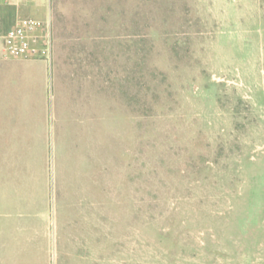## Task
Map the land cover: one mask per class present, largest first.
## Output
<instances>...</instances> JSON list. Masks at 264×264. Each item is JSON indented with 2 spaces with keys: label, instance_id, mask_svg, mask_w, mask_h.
Listing matches in <instances>:
<instances>
[{
  "label": "rangeland",
  "instance_id": "obj_1",
  "mask_svg": "<svg viewBox=\"0 0 264 264\" xmlns=\"http://www.w3.org/2000/svg\"><path fill=\"white\" fill-rule=\"evenodd\" d=\"M48 14L51 61L0 81V264H264V0ZM86 131L91 220L68 183Z\"/></svg>",
  "mask_w": 264,
  "mask_h": 264
},
{
  "label": "crops",
  "instance_id": "obj_2",
  "mask_svg": "<svg viewBox=\"0 0 264 264\" xmlns=\"http://www.w3.org/2000/svg\"><path fill=\"white\" fill-rule=\"evenodd\" d=\"M49 0H0V81H6L17 85L22 80L23 65L26 60L4 58L1 50L4 36L13 29L17 22L23 18H34L40 21L48 20ZM83 137L78 145L72 146L76 149L72 156H75L74 177L68 182L74 196H83L85 207L91 209L90 220L92 219L93 203L97 202L96 197V145L91 132H81ZM56 158L59 160L57 171L58 182L63 184L66 180V145L60 139L56 146ZM80 152H79V150ZM95 205V204H94ZM90 207V208H89ZM95 208V207H94ZM87 217V215H86ZM95 217V215H94Z\"/></svg>",
  "mask_w": 264,
  "mask_h": 264
},
{
  "label": "built area",
  "instance_id": "obj_3",
  "mask_svg": "<svg viewBox=\"0 0 264 264\" xmlns=\"http://www.w3.org/2000/svg\"><path fill=\"white\" fill-rule=\"evenodd\" d=\"M1 53L16 60L51 61L52 33L50 21L23 18L3 38Z\"/></svg>",
  "mask_w": 264,
  "mask_h": 264
}]
</instances>
